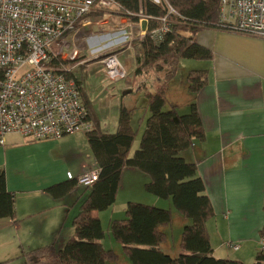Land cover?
Returning a JSON list of instances; mask_svg holds the SVG:
<instances>
[{"label":"crops","instance_id":"0c3cea01","mask_svg":"<svg viewBox=\"0 0 264 264\" xmlns=\"http://www.w3.org/2000/svg\"><path fill=\"white\" fill-rule=\"evenodd\" d=\"M88 20L89 24L79 27L81 34L92 25ZM146 28L147 23L141 20L138 27L133 25V33L136 29L143 35ZM93 35L91 32L82 39L89 54L100 52L96 45L99 38ZM196 40L212 51L213 58L180 60L177 74L167 85V107L184 115L189 105L195 104L204 129V140L195 142L182 157L196 166L214 212L206 223L213 256L253 264L261 241L257 234L264 225V40L214 29L200 31ZM128 50L127 47L117 55L125 56ZM135 55L132 64L126 65L130 74L136 65ZM196 71H206L208 83L194 95L188 91L186 80L190 72ZM158 81L153 73L135 77L131 86L121 81L117 84V90L122 89L120 94H114L98 108L100 128L107 134L117 131L120 105L132 110L131 126L137 130L138 138L130 154L139 145L149 116L144 93H152ZM137 113L141 115L138 129L134 125ZM86 132L40 142H29L16 134L5 137V145L0 147V171L4 172L8 192L15 198L16 222L0 220V264H26L20 258L24 252L47 245L59 249L72 236V218L88 191L79 187L54 199L46 189L69 180L68 174L71 180L78 179L97 168ZM147 182V176L125 169L114 205L98 214L105 233L102 245L117 252L115 264L129 263L120 255L121 247L111 238L108 225L124 218L129 202L171 212L172 222L163 229L166 241L161 249L172 257L179 253L181 231L187 221L170 200L147 194Z\"/></svg>","mask_w":264,"mask_h":264},{"label":"trees","instance_id":"16d2710c","mask_svg":"<svg viewBox=\"0 0 264 264\" xmlns=\"http://www.w3.org/2000/svg\"><path fill=\"white\" fill-rule=\"evenodd\" d=\"M119 16L132 25L147 18L145 34L134 30L132 39L116 52L131 44L136 50L135 68L130 79L153 73L159 81L152 93L145 92L146 111L149 116L137 149L130 154L137 130L131 126L132 110L120 105L117 131L104 133L97 117L86 107L85 123L88 146L97 166V180L88 188L86 198L77 207L72 218L73 234L62 248L54 245L37 247L24 252L20 258L26 264H107L116 263L118 255L105 248L102 240L105 233L98 214L111 208L120 187L125 169L135 170L148 177L144 191L161 200H170L173 208L187 221L183 227L178 250L171 257L161 250L166 241L163 229L172 222L171 212L141 203L129 202L124 218L109 222L108 231L122 254L131 264H244L241 261L216 259L210 244L206 223L214 212L205 186L197 175L194 164L186 162L182 153L195 142L204 140V129L195 104L189 112L177 113L167 107L166 90L175 76L180 60L211 61V50L198 44V32L208 29L229 31L219 23L218 0H162L153 4L148 0H112ZM106 11L95 10L88 18L99 21ZM168 24V32L160 41L152 38V32L162 27L161 20ZM116 53V54H117ZM110 55H101L100 60ZM62 61L54 59L51 66L61 68ZM84 64L62 72L67 79L75 81L83 97ZM128 81V80H125ZM187 88L198 94L208 83L206 71L190 72ZM79 188L77 179L55 184L46 189L54 199H61ZM0 220L16 222L15 198L6 187L4 172L0 171ZM264 240V225L259 231ZM103 246V247H102ZM212 252V253H211ZM129 263V264H130ZM253 264H264V252L258 251Z\"/></svg>","mask_w":264,"mask_h":264},{"label":"built area","instance_id":"2783aa9c","mask_svg":"<svg viewBox=\"0 0 264 264\" xmlns=\"http://www.w3.org/2000/svg\"><path fill=\"white\" fill-rule=\"evenodd\" d=\"M148 1L158 5L162 0ZM218 2L219 23L229 32L264 40V0ZM113 6L112 0H0V147L11 134L29 142L56 141L90 129L80 91L62 73L70 69L51 63L60 54L58 46L69 35L80 33L92 12ZM161 22L162 27L151 33L156 42L169 29L164 19ZM76 55L74 51L67 58L75 60ZM99 64L103 74L114 80L125 73L113 54ZM97 175L95 169L81 176L78 186L90 187ZM67 178L72 179L70 174ZM259 250L264 252V240Z\"/></svg>","mask_w":264,"mask_h":264},{"label":"rangeland","instance_id":"374dc122","mask_svg":"<svg viewBox=\"0 0 264 264\" xmlns=\"http://www.w3.org/2000/svg\"><path fill=\"white\" fill-rule=\"evenodd\" d=\"M103 11L106 12L99 21L94 22L90 18L92 25L89 26L90 28H87V30H85L83 34L77 33L76 35H69L68 37H66L64 45L61 44L58 46L60 54L57 57L62 61V68L72 70L73 67L80 64L79 62L84 64V96H81V100L85 109L88 106L91 114H93L97 118L99 114L98 108L100 106H105V102H109V100L113 97L114 94L115 96L120 94L122 89H120L119 87L120 91L117 90V84H119L121 81L128 80L126 82H129L128 84L130 86L133 85V79H130V73H128L126 65L129 66L130 64L128 63L132 64L133 55L136 54V50L132 48L131 44L128 47V52H125V56L120 55L119 57V55L116 54V51L121 48L125 42L129 41L132 38L133 25L132 23H129L124 17H121L117 14L115 6ZM91 32L94 33L93 38H99V41L96 42V45L100 52H96L97 54H89V50L86 51L82 41V39H84V35H89ZM91 41L88 42L89 46H91ZM74 49H76L78 53L74 58L75 60H70L67 57L75 51ZM105 53H110V55L113 54L117 56V58L120 59L119 61H121V65L124 69L123 71L125 73L122 76L116 78L115 80L113 78H110L109 76L104 75L102 66L99 64L101 55ZM124 61L128 62L125 63ZM135 116H137V118L134 122V125L136 129H138V127L140 126L139 118L141 115L137 113L135 114ZM136 147L138 146L136 145ZM120 255H122V257L124 256L123 254Z\"/></svg>","mask_w":264,"mask_h":264},{"label":"bare ground","instance_id":"6f19581e","mask_svg":"<svg viewBox=\"0 0 264 264\" xmlns=\"http://www.w3.org/2000/svg\"><path fill=\"white\" fill-rule=\"evenodd\" d=\"M92 13H93V12H92ZM88 19H89V18H88ZM88 21H89V20H88ZM124 31H125V30H124ZM121 33H122V32H121ZM198 33H199V32H198ZM117 34H118V33H117ZM130 35H131V34H130ZM112 36H113V35H112ZM112 36H111V37H112ZM114 36H115V35H114ZM117 36H118V35H117ZM178 65H179V64H178ZM178 68H179V66H178ZM176 74H177V72H176ZM154 90H155V89H154ZM145 92H146V91H145ZM149 93H150V92H149ZM144 95H145V93H144ZM145 96H146V95H145ZM90 106H91V105H90ZM120 108H121V107H120ZM115 109H116V108H115ZM86 111H87V110H86ZM87 115H88V114H87ZM87 115H86V116H87ZM86 121H87V120H86ZM86 121H85V122H86ZM94 169H95V168H94ZM94 169H93V170H94ZM86 172H87V171H86ZM97 176H98V175H97ZM120 178H121V177H120ZM181 232H182V231H181ZM258 235H259V234H257V236H258ZM258 237H259V236H258ZM70 238H71V237H70ZM259 238H260V237H259ZM229 242H230V241H229ZM229 244H230V243H229ZM231 244H232V243H231ZM233 245H234V244H233ZM102 247H103V246H102ZM228 247H229V246H228ZM230 248H231V247H230ZM238 248H239V247H238ZM233 249H234V248H233ZM161 250H162V249H161ZM235 251H236V250H235ZM237 251H238V250H237ZM163 252H164V251H163ZM211 253H212V252H211ZM171 257H172V256H171ZM127 259H128V258H127ZM128 263H130V262H128ZM130 264H131V263H130Z\"/></svg>","mask_w":264,"mask_h":264},{"label":"water","instance_id":"95a60500","mask_svg":"<svg viewBox=\"0 0 264 264\" xmlns=\"http://www.w3.org/2000/svg\"><path fill=\"white\" fill-rule=\"evenodd\" d=\"M144 25V24H143ZM143 28V27H142Z\"/></svg>","mask_w":264,"mask_h":264}]
</instances>
